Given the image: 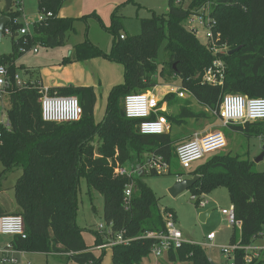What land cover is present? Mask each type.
<instances>
[{"label": "trees", "instance_id": "trees-1", "mask_svg": "<svg viewBox=\"0 0 264 264\" xmlns=\"http://www.w3.org/2000/svg\"><path fill=\"white\" fill-rule=\"evenodd\" d=\"M19 1L13 0L9 12L0 10V16L10 19L6 30L12 36V52L0 56V64L8 67L12 82L7 90L10 128L0 125V161L4 173L22 171L14 186L19 210L13 214L23 217L27 235L26 239L14 237L11 245L17 251L27 253L64 254L65 264H102L106 250H100L99 256L92 250L105 244L103 237L95 230L82 229L77 224L81 180H85L88 194L94 190L103 196L104 221L112 226L114 233L125 232L126 237L138 238L147 231L165 230L161 199L145 181L146 177L163 174L145 170L131 177L119 176L115 174V168L118 164L129 170L144 168L147 154L162 157L169 165L177 159L173 139L168 133L141 135L138 131L140 120L122 116L124 98L158 85L153 79L158 74L180 79L181 89L213 113L219 112L224 97L229 94L264 98V0H189L187 7L178 4L184 0H168L167 13L140 20V34L124 39L119 33L123 27L120 5L112 14L108 27L113 35L111 50L107 53L86 40L76 45L74 53L63 63L103 58L123 66L124 83L112 89L105 118L100 123L95 119L97 96L93 87L47 90L51 96L78 98L83 110L81 120L64 124L42 119L40 100L46 90L37 84L17 86L15 62L36 46L48 49L63 46L75 19L59 17L68 0H37L39 12L52 13L53 17L34 22L32 32L22 36L19 31L24 25L17 21L22 15ZM202 8L209 9L214 36L219 35L229 49L218 55L226 66L222 86L203 83L204 72L216 57L207 45L199 42L195 32L183 25ZM92 16L97 17L92 14L81 20ZM97 19L101 21L99 17ZM161 49L169 54L170 63L166 71L158 72L157 59ZM171 99V95L165 97L169 105ZM188 105L189 102L181 105L176 115H167L169 123L176 125L208 117L206 113H195ZM229 128L264 141V121L229 125ZM100 137L108 143L119 139L117 157L112 147V151L110 147H102L101 155L95 157L92 144ZM187 139H179L176 143L192 140ZM190 176H200L190 190L192 195H208L220 187L228 190L236 220L241 224L240 228L234 227L231 245L250 246L261 237L264 233V172L255 171L253 161L219 154ZM131 184L133 193L126 206L125 190ZM93 210H96L94 206ZM3 215L6 213L0 210V216ZM85 232L94 235L92 246L86 244ZM155 243L152 239H139L127 246L116 245L110 249L113 264H142ZM245 256L244 251H235L234 264H264L263 258L247 263ZM169 257L171 261L213 264L207 249L199 244L186 243L176 252H170Z\"/></svg>", "mask_w": 264, "mask_h": 264}, {"label": "rangeland", "instance_id": "rangeland-1", "mask_svg": "<svg viewBox=\"0 0 264 264\" xmlns=\"http://www.w3.org/2000/svg\"><path fill=\"white\" fill-rule=\"evenodd\" d=\"M23 1L24 12L18 18L17 21L18 23L26 24L28 21L32 22L33 20H36V18L38 17L39 8L37 0ZM187 1L188 2H186V6L189 3V0ZM93 5V3H89V8H92ZM4 8L5 3L4 1L0 0V10H3ZM94 10H97V13L103 12V16L104 18H106L103 19V23L104 25L106 24L105 26L107 27H103L102 23L97 22L95 20L93 21L88 19H76L73 24V29L67 33V40L65 41L63 46L55 49H48L40 45L36 46L30 51L23 54L24 57L22 58L21 63L23 62V64H25L26 66H35L37 64L36 62L40 61L39 58H42L47 54L50 55V58L57 59L60 56L61 51L69 47L75 48L76 45L85 42V40L87 39H89V41L94 42L95 44H100L99 47L104 50L108 46L110 47L113 41V35L110 33V31H108V27H110L111 25L112 15L110 19V11L107 10V8L103 9L102 6H100L99 8L90 9V11L88 13H85L84 15L95 13ZM167 10L168 0H125L122 3V7L119 11V15H123V27L120 29L119 33L125 36L138 35L141 32L140 20L151 18L154 16V14L156 16L164 15ZM192 18L197 19L192 22L189 21ZM192 18L185 21L183 25L186 29H195L197 31V39L202 45L205 46L208 43L207 28L205 25L201 24L198 17ZM11 45V34H5L2 42L0 43L1 54H9L11 52ZM35 48H37L39 52H35ZM74 51L75 50L73 49L72 53H74ZM70 52L71 51L65 53V57H59L62 60V65H65L63 61L70 55ZM169 63V54H165L161 49L159 57L157 59V66L159 70L158 72H160L161 70L166 71ZM25 76L26 75L24 72H20V78L22 81H25ZM112 77H114V75H112ZM153 79L157 82L158 85L148 89L145 92H150L152 94L157 95L158 97H166L167 95H171L172 99L169 105L170 115H176L178 113L179 107L184 104L187 105V102H189L188 106L195 113H206L208 115L207 118H201L199 121L187 120L176 125H174V123H169L170 127L167 133L173 139V147L176 148L178 145L181 144V142H179L180 144L176 143L179 139L188 138L187 140H189L193 139L195 136L202 135L205 133L215 132L219 134L220 132H222L228 137V149L209 155L205 157L202 161L192 164V166L186 170H184L180 166L177 159L172 160V163L169 167V171L165 172L164 174L162 172L163 175L159 177H146L145 180L146 183L157 194L158 198L161 199V207L171 208L177 213L179 218V227L182 230L184 238L187 242L194 241L200 243L204 241L209 234L216 233L215 244L217 247L206 248L207 254L213 264H224L227 262V256L224 255L222 248L229 247L232 244V235L234 232V227L229 225V223L227 222V218L221 213L222 209L229 210L233 208V204L228 190L223 187L217 188L212 193H210V195L208 194L206 196V199L210 200L209 207L206 209H198L195 206V203L191 200V191H186L178 197L173 198L169 195L168 189L170 188L169 186H172L176 182L175 180L177 177H179V174H184V177L186 176L192 178V176H190L191 173L196 171V169L202 164L211 160L213 156L219 154H231L232 156H238L241 159H250L254 163L255 171L264 172V160L259 163H256V159L260 156L262 152L264 141L259 137H246L243 133L231 130L229 128V125L222 121L218 115L202 107L188 93L185 92V97L180 98L178 96V93L183 90L180 86V79H178L177 77L169 75L160 77L158 74L154 76ZM118 80L119 82H121V84H123L124 74L121 80L118 76L117 78H114V83L107 87L109 89L108 93H105V95L107 94V101L106 97H102V99L101 97H99L97 109L98 111H101L102 109V114L98 121L99 123L102 122L105 118V112L103 109L106 110L112 89L115 86L120 85L117 84ZM102 91L103 93L105 92L104 87H102ZM103 100L105 101V103H103ZM8 109L9 105L7 102V95L5 93L2 95V99L0 98V119H6V110ZM95 115H97V112H95ZM119 143V139H116L113 142L109 143L106 142L103 137L95 139L92 144V146L95 148V157L101 155L100 149L102 147H110V150L112 147L113 152H115V157H117L118 153L116 146ZM213 151H216V149ZM145 157L146 162H148V160L151 158V154H147ZM3 173L4 165L0 161V205L3 209L10 210V208L17 206L15 200L14 186L18 178L22 175V171L17 170L13 173ZM88 191L89 190L87 188L86 182L84 179H82L79 188V210L77 212V224L82 229L95 230L96 227L104 221V198L99 192L93 190L90 191L88 194ZM91 201H93V205ZM93 206L96 208V210H93ZM210 210L212 211L208 219L205 222L201 221L200 216ZM93 236L94 235L92 233H84L85 239H87L89 242H92V244H94L95 241V237ZM9 238L11 239L13 237ZM3 244L4 243L0 242V247L5 248ZM253 244L263 246L264 236L257 239ZM260 258L264 259V252L260 253ZM27 260H31L32 264H65L64 258H58L52 255H46L42 253L30 254L26 256V259L22 258V260H20V264H28ZM175 262L176 263L162 262L161 264H193L191 262ZM153 263L154 259L151 258L150 255L146 257L145 260L143 259V264Z\"/></svg>", "mask_w": 264, "mask_h": 264}, {"label": "built area", "instance_id": "built-area-1", "mask_svg": "<svg viewBox=\"0 0 264 264\" xmlns=\"http://www.w3.org/2000/svg\"><path fill=\"white\" fill-rule=\"evenodd\" d=\"M187 0L183 2L179 1V5L186 6ZM22 5V1L18 2ZM22 10V9H21ZM49 17H53L52 13L39 12L36 22H42ZM192 17H198L201 24L207 28L208 43L206 44L209 50L216 57L212 65L204 72L202 81L208 85L222 86L226 76V66L224 61L218 57L219 54H225L229 51L228 46L221 42L220 36H214L211 29V22L209 18V9L202 8L198 14ZM191 19V18H190ZM193 19V18H192ZM189 21H195L196 19ZM197 34L195 29H188ZM10 33L9 30H5V34ZM29 28L25 27L19 31L20 35L29 34ZM11 34V33H10ZM125 36L121 35V39ZM35 52L38 50L35 48ZM16 85L22 87L24 84L20 77L16 75L14 77ZM11 85V77L9 70L6 66L0 64V98L7 93L8 87ZM180 98L185 97V91L178 93ZM41 104V115L45 122H52L57 124L64 123H76L79 122L83 115V110L78 98L71 96H58L49 95L47 90L44 93ZM122 109L125 117L130 120H140L138 125V131L141 135L156 136L166 134L169 130V121L167 115H169V104L165 100V96L158 97L150 92H144L139 94L127 95L122 102ZM222 121L227 125H245L246 123H254L264 121V98H249L241 94H229L226 95L220 105L219 112L215 113ZM0 125H4L6 128H10L9 120L6 123L0 121ZM226 146V147H224ZM228 147V139L222 132L219 134L205 133L195 136L192 140L181 143L176 147V157L180 166L186 170L189 169L192 164L202 161L205 157L225 150ZM216 151H213L215 150ZM212 151V152H211ZM170 165L167 164L162 157L151 155L144 168H138L136 170H129L126 167L117 165L115 168V174L119 176L131 177L137 172L156 170L158 174H163L169 171ZM133 193V184L129 185L125 190V205L129 206ZM191 200L198 205V209H204L208 204V201L202 196L192 195ZM222 215L227 218L229 225L233 227H241L240 222L236 220L234 208L229 210H222ZM162 216L165 223V230L160 232L147 231L145 234L138 238L126 237L125 232L114 233L112 226L106 224L105 221L99 224L95 231L98 232L104 239L105 244L97 247V250H108L116 245L127 246L130 243L139 239H152L156 243L152 247L151 254L156 259H161L168 256L170 252L177 251L187 242L184 238V234L179 227L178 219L174 211L166 210L162 208ZM0 236L21 237L26 239V231L24 219L21 215L6 214L0 216ZM264 233L261 234V237ZM216 239V233H211L207 236L209 244L201 245L205 248H215L213 242ZM15 249L12 245L6 248H0L2 254L1 264H16L17 258L13 257ZM237 250L245 252V261L252 263L254 259H260V253L264 252V245L242 246L240 244L230 245L229 247L222 248L225 256H227V262L224 264H234V253Z\"/></svg>", "mask_w": 264, "mask_h": 264}, {"label": "crops", "instance_id": "crops-1", "mask_svg": "<svg viewBox=\"0 0 264 264\" xmlns=\"http://www.w3.org/2000/svg\"><path fill=\"white\" fill-rule=\"evenodd\" d=\"M2 1H4V0H2ZM21 1H22L21 9H22V13H23L24 12V1L23 0H21ZM124 1L125 0H68L64 4L63 8L61 9V11L59 13V17L73 18L76 20V19H81L84 16H89V15L95 14L97 17L100 18L101 21H99L97 19V17H93V18L89 17L87 19L93 20V21L95 20L97 22L102 23L103 27H107V26H105L106 24L104 25V23H103V19H106L103 16V12L97 13V10H94L95 13H91V14H87V15H84V14L88 13L90 11V9L99 8L100 6H102L103 9L107 8V10L110 11V13H111L110 19H111V15L114 13L116 8L119 7L120 5H122V3ZM4 3H5V1H4ZM89 3L94 4L92 6V8H89L90 7ZM87 9H89V10H87ZM38 15H39V13H38ZM108 17H109V14H108ZM37 19H38V17L36 18V20H33L32 22L28 21L26 24H23L25 27L29 28L30 33L33 30L32 25L34 22L37 21ZM88 23H89V21H88ZM2 40H3V38H2ZM87 40H89V39H87ZM90 42H92V41H90ZM92 43H94V42H92ZM96 45L99 46L100 44H96ZM111 48H112V44L110 47L108 46L105 50L102 48L101 49L108 53L111 50ZM73 49L75 50V48H72V47L66 48L65 50L61 51V54L59 57H65V53H67L68 51H71L70 55L68 56V57H70L72 55ZM11 52H12V45H11ZM2 55H4V54H1V52H0V56H2ZM23 57L24 56H21V58L15 62V66L17 67L16 75H18L20 77V72H24L26 75L25 81L21 80L24 85L37 84V85L42 86L45 90H49L52 88L69 87V86L93 87L95 90L96 96H97V104L95 107V112H97V115H95V119L97 122L99 121V118L102 114V109H101V111H98V109H97L99 97H101V99H102V97H106V101H107V94L105 95V93H108V91H109V89L107 87H109L110 85H112L114 83V78H117L119 76L120 80H121L123 77V74H124V68L122 65L110 62V61L105 60L103 58H92V59L86 60L84 62H73L70 64L62 65L61 64V61H62L61 58L58 57L57 59H52V58H50V55L47 54L42 58L40 57L39 58L40 61L36 62L37 64L35 66H26L25 64H23V62L21 63V60ZM112 75H114V77H112ZM121 75H122V77H121ZM117 84H121V82H119V80H118ZM102 87H104V91H105L104 93L102 91ZM106 88H107V90H106ZM6 95H7V102H8L9 109H10L9 97H8L7 93H6ZM103 103H105L104 100H103ZM8 110H6V113ZM103 110H104V112L106 111L105 109H103ZM0 121L2 123H6L8 121V117H6L5 120L0 119ZM228 146H229V143H228ZM226 149H228V147ZM185 178H189V177H186V176L185 177L184 176L177 177L175 181L185 179ZM169 187H171V186H169ZM206 196L207 195H204L205 198H206ZM207 201H208V204L206 205V207L204 209L208 208L210 205V200H207ZM164 208H167V207H164ZM169 209H171V208H169ZM0 210H2L6 214H13V213H17L19 209H18V206H16V207L14 206L13 208H10V210H6V209H3L2 206L0 205ZM222 210H221V213H222ZM211 211L212 210L208 211L209 214H208L206 220L208 219ZM176 216H177L178 223H179V218H178L177 213H176ZM9 237H11V236H0V242L4 243L3 245L5 248H6V246H9V245L11 246V242L14 240V237L11 239ZM84 239H85V237H84ZM85 242L88 246L93 245L92 242H89L87 239H85ZM191 242L195 243V244H201V245L210 243L209 241H207V237L204 241H202L200 243L194 242V241H191ZM213 244L216 246L215 241L213 242ZM3 245H1V246H3ZM0 248H2V247H0ZM92 251L97 256L100 255V250H97L96 248H94ZM30 254H37V253H27V252H22V251L16 250L15 253L13 254V257L17 258V260H18V262L16 264H20V260H22V258L26 259V256H28ZM38 254H41V253H38ZM46 255H52L54 257L65 259L64 254H56L55 253V254H46ZM150 256H151V258L154 259L155 264H161L162 262L176 263L175 261L170 260L169 255L165 256L161 259H156L152 255H150ZM0 258H2L1 253H0ZM27 262H28V264H32L31 260H27ZM102 264H113L112 252L110 249L106 250ZM142 264H143V261H142Z\"/></svg>", "mask_w": 264, "mask_h": 264}, {"label": "water", "instance_id": "water-1", "mask_svg": "<svg viewBox=\"0 0 264 264\" xmlns=\"http://www.w3.org/2000/svg\"><path fill=\"white\" fill-rule=\"evenodd\" d=\"M5 1V12H9L12 8L13 0H4ZM9 18L5 15L0 16V43L2 42V38L5 35L6 26L9 22ZM121 114L125 117L124 111L121 106ZM264 160V145L262 147V152L260 156L256 159V163H259ZM200 180V176H195L192 178H185L181 180H177L169 189L168 193L171 197L176 198L179 195L185 193L186 191H190L193 186ZM208 212L203 213L200 216V220L205 222Z\"/></svg>", "mask_w": 264, "mask_h": 264}]
</instances>
